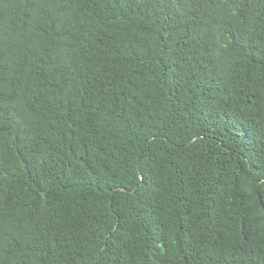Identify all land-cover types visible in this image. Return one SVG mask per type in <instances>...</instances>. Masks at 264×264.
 I'll list each match as a JSON object with an SVG mask.
<instances>
[{
	"label": "trees",
	"instance_id": "obj_1",
	"mask_svg": "<svg viewBox=\"0 0 264 264\" xmlns=\"http://www.w3.org/2000/svg\"><path fill=\"white\" fill-rule=\"evenodd\" d=\"M0 264H264V0H0Z\"/></svg>",
	"mask_w": 264,
	"mask_h": 264
}]
</instances>
